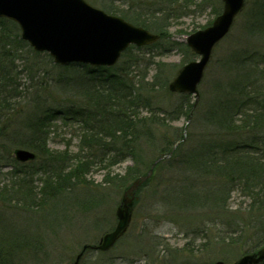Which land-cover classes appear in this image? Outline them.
I'll return each instance as SVG.
<instances>
[{
  "label": "rangeland",
  "instance_id": "374dc122",
  "mask_svg": "<svg viewBox=\"0 0 264 264\" xmlns=\"http://www.w3.org/2000/svg\"><path fill=\"white\" fill-rule=\"evenodd\" d=\"M86 1L122 17L121 12L126 9L143 10L141 16L149 25L168 27L159 44L150 49L133 48L118 61L120 64L130 55H138L142 59L141 66L140 69L131 68V77L139 72L146 73L151 81L160 75L154 90L145 96L149 100L143 98V104L146 102L147 105L141 106L143 116L153 112V118L158 119V126L154 125L157 129L156 146L142 145L140 160L128 157L114 163L102 162L105 144L99 146L93 141L94 146H86L83 142V137L89 134L84 128L86 123L82 124L77 118L66 121L61 116L54 118L50 125L47 121L50 136L46 153L21 145V138L26 139L29 135L26 119L37 103L47 106L75 103L74 106L66 104L72 110L91 106L83 103L75 92H64L58 83L64 75L72 76L74 81L80 80L85 77V68L65 69L56 64L48 52L36 51L21 38L17 23L2 18L0 29L5 27L8 30L15 50L21 47L19 54L22 55L16 58L15 54L10 60L18 74L15 76L17 94L12 95L10 109L0 123V240L5 246L14 244L19 247V264H73L83 245L99 243L105 233L115 228L118 222L116 211L124 191L135 180L133 171L136 175L148 171L160 150L184 133L188 136L187 143L180 152L184 151V155L187 150L190 153L200 150L198 145L211 131L204 115L217 94H221L223 84L238 73L236 79L242 73L248 72L256 77L264 71V36L255 31L259 29L249 28L255 18L261 15L260 18L264 19L263 0H245L229 33L214 47L198 85V102L187 116L183 106L187 108L193 104L195 96L188 93L187 97H182L181 93L171 91L169 84L189 62L187 60H197L198 56L193 55L190 48L191 52L186 49V54L180 44H184L192 32L212 25L223 12L224 1ZM156 10L160 12L156 13ZM19 40L25 43H18ZM256 51L258 56H254ZM246 54L251 58L239 63L244 61ZM230 59L231 68H228L226 62ZM44 76L45 84H42ZM262 77L263 74L260 79ZM242 78L246 80L245 76ZM262 93L264 98V89ZM254 108V104H248L246 113L253 114ZM89 125L98 127L95 120ZM211 136L212 132L209 133L210 139ZM249 141L253 143L251 147L264 149V142ZM18 147L31 149L37 159L25 163V166L17 162L14 150ZM13 160L19 164L12 165ZM178 160L156 166L150 181L137 191L132 221L116 244L106 252H86L80 264H215L219 260L235 264L264 242V229H257L251 221L253 199L243 189V183H247L250 191L264 197L263 181L251 178L250 182L243 180L237 184L226 179L228 184L222 186L225 179L219 171L204 166L194 175ZM85 161L88 164L83 169V181L74 182L70 179L74 178L73 169L83 167L81 163ZM132 167L136 168L132 170ZM187 175L190 176L186 178ZM53 185L62 190L61 195L52 201L42 198L40 192L43 188ZM193 196L195 203L187 200Z\"/></svg>",
  "mask_w": 264,
  "mask_h": 264
},
{
  "label": "trees",
  "instance_id": "16d2710c",
  "mask_svg": "<svg viewBox=\"0 0 264 264\" xmlns=\"http://www.w3.org/2000/svg\"><path fill=\"white\" fill-rule=\"evenodd\" d=\"M261 6L264 9V0L261 2ZM107 9L113 12L110 7H107ZM155 12L159 13L160 10H156ZM121 13L129 21L150 30L152 29L161 35L160 40L155 44L143 47L132 45L123 55L133 48L150 49L154 45L159 44L165 37L168 27L162 28L158 25L152 27V25H149L148 21L141 16L143 10L133 11L126 9ZM260 16L253 20L249 28L250 30L254 28L259 29L255 31L261 36H264V19L260 18ZM157 20L161 19L157 17ZM17 27L19 28L18 25ZM21 42L25 43L23 40L18 41V43ZM180 45L185 48L182 47L186 51V54L188 51L191 52L187 44L181 43ZM20 50L21 47L15 50L8 30L2 27L0 29V123L4 120L6 111L10 109V103L13 100L12 95L17 94L15 90L18 85L15 76L18 74L14 72L15 65L10 60L15 54L16 58H21L22 55L19 54ZM191 53L195 55V53ZM255 55H259L258 51L254 53ZM239 57H242V55H239ZM249 57L250 55L246 54L245 59L243 57L244 61L239 63L247 62ZM262 57L264 59V53ZM140 60H142L140 56L130 55L128 59L122 61L120 64L118 62L112 67H93L86 64L64 66L65 69H75V67L85 68V77L80 80L74 81L71 79L72 76L64 75L60 77L62 79H59L58 83L62 86L64 92H75L83 103L91 107L88 109L85 107H82V109L75 107L76 110H72V107L68 105L71 104L74 106L75 103H58L48 106L47 104L37 103L33 112L26 119L25 127L29 135L26 139L22 137L19 143L38 152L46 153L48 151L47 142L50 136V131H47L48 128H46L48 127L46 125L47 121L50 125L54 118L56 119L59 116L66 121L77 118L79 121H82V124H84L83 122L86 123V126L84 124V128L89 132V134L83 137V142L86 146H94L92 144L93 141H96L99 146L105 144L103 146L105 148L103 158L104 156L105 158L101 159L102 162L106 160L108 163H114L118 162L119 159L121 161L128 157H131L132 160L135 159V161L140 160L138 156H141L140 149L142 145L149 144L156 146L157 136L155 131L157 129L155 126H158V119L153 118V112L150 115L143 116L141 106L145 99L149 100L145 96H148L149 92L154 90V86L157 85L156 81L160 77V75H156L157 78L155 77L149 81L145 75L146 73L141 74L140 72L138 75H132L131 77V68L140 69ZM183 62H185V59ZM226 66L231 68V59L226 62ZM157 68L159 70L160 66L157 65ZM262 74L264 75V71L260 73V76ZM238 75L223 84L225 87L221 88V94H217L214 103L204 115V118L211 125L210 132H212V139L209 137V132L198 145L200 150H194L191 153L187 150L183 155L182 153L184 151L180 152V150L181 148L183 150L187 140H183L185 135L181 134L178 140L168 146L166 145V148L164 147L163 150H160L157 158L162 155H168L169 153H172V156L160 161L156 166H161L164 163L179 159L178 161H182L187 168L189 167L194 175L198 173L196 170L204 168V166H210L214 170L219 171L225 179L224 183H221L223 184L222 186L228 184V181L237 184L243 183V180H249L250 182L251 178L264 182V149L261 150L258 147L257 149L251 147L253 143L249 141L252 139L254 141L257 140L258 143L264 142V98H262V89H264V82L262 81H264V78L262 77L260 79V76L255 77L247 72L242 73L239 79H236ZM244 76L246 80L242 78ZM43 83L45 84V76ZM68 86L70 87L68 88ZM181 96L187 97L188 93H181ZM36 97L39 98L38 95ZM65 97L69 100V95ZM247 101L249 102L247 103ZM251 103L255 107V112L252 111L253 114L246 113L248 104L250 105ZM143 105H147L146 102ZM185 108L186 105L183 106L185 114L190 116L194 108V103L189 104ZM93 120L98 123V127L89 125ZM179 140L182 142L177 145ZM175 145L177 146L175 147ZM91 154L93 155L95 153ZM86 162L88 161L81 163L84 164L83 167L77 166L73 169L74 178L70 179L78 183L83 181L85 176L83 169L88 164ZM14 164L19 163L13 160L12 165ZM26 164L23 165L25 166ZM91 164H93L92 161ZM14 168L18 169L15 166ZM135 168L132 167V170ZM147 172H139L136 175L135 171H133V179H137ZM188 176L190 175H187L186 178ZM246 184L243 183V189L248 192V195L251 196L254 202L252 205L251 221L257 229H264V197L256 195L254 191H250L247 187L248 184ZM55 188L54 185L49 186V188H43L42 192H40L41 197L52 201L53 198L61 195L60 192L62 191L60 188ZM187 192L192 194L190 191ZM187 196L192 195L187 194ZM194 197H188L187 200L195 203L196 200ZM41 202L42 199L38 201V204H41ZM1 242L0 240V264H19L17 263L20 251L19 247L14 244L5 246ZM262 245H264V242L259 247ZM261 264H264V261Z\"/></svg>",
  "mask_w": 264,
  "mask_h": 264
},
{
  "label": "water",
  "instance_id": "95a60500",
  "mask_svg": "<svg viewBox=\"0 0 264 264\" xmlns=\"http://www.w3.org/2000/svg\"><path fill=\"white\" fill-rule=\"evenodd\" d=\"M224 10L212 25L191 33L187 44L200 58L185 64L169 84L173 92L191 93L199 99L198 85L214 46L230 31L236 15L245 0H223ZM0 17L17 22L21 36L37 51H47L55 63L69 65L86 63L93 66H112L132 44L149 45L160 35L137 26L124 18L106 13L86 0H0ZM17 160L33 161L36 153L26 148L14 151ZM157 161L147 175L136 180L124 193L122 205L117 209L119 219L115 229L106 233L96 247L110 248L123 235L131 221L138 188L149 178ZM85 245L83 250H86ZM83 252L74 264H79ZM264 259V248L258 253L242 257L235 264H257ZM215 264H225L217 261Z\"/></svg>",
  "mask_w": 264,
  "mask_h": 264
},
{
  "label": "flooded vegetation",
  "instance_id": "af4514ba",
  "mask_svg": "<svg viewBox=\"0 0 264 264\" xmlns=\"http://www.w3.org/2000/svg\"><path fill=\"white\" fill-rule=\"evenodd\" d=\"M89 246H92V245H89ZM93 246H94V245H93ZM81 251H82V250H81ZM81 251H80V252H81ZM88 251H96V252H100V251H97L95 248L89 247L87 250L84 251L83 256H82V259H83L84 255L86 254V252H88ZM80 252H79V253H80ZM105 252H106V251H105ZM79 253H78V254H79ZM78 254H77V255H78ZM82 259H81V260H82ZM80 263H81V262H80ZM73 264H74V263H73Z\"/></svg>",
  "mask_w": 264,
  "mask_h": 264
}]
</instances>
